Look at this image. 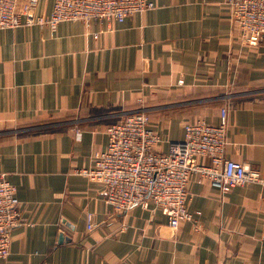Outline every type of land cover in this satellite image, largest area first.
I'll return each instance as SVG.
<instances>
[{
  "label": "crops",
  "instance_id": "0c3cea01",
  "mask_svg": "<svg viewBox=\"0 0 264 264\" xmlns=\"http://www.w3.org/2000/svg\"><path fill=\"white\" fill-rule=\"evenodd\" d=\"M151 1L122 23L0 31V176L17 186L25 221L0 264H264V43L242 42L226 0ZM54 2L39 0L37 15ZM223 107L226 157L263 183L224 194L193 177L188 207L201 231L172 228L153 203L118 214L76 173L128 114H149L165 152L186 123H218Z\"/></svg>",
  "mask_w": 264,
  "mask_h": 264
},
{
  "label": "built area",
  "instance_id": "2783aa9c",
  "mask_svg": "<svg viewBox=\"0 0 264 264\" xmlns=\"http://www.w3.org/2000/svg\"><path fill=\"white\" fill-rule=\"evenodd\" d=\"M38 1L0 0V31L38 24L55 32L66 21H80L88 26L93 22L122 23L127 17L156 6L151 0H55L50 15L42 16L36 13ZM226 4L242 42L264 43V0H226ZM227 131L228 108L223 107L218 123H186L183 139L168 141L167 151H158L156 147L164 139L151 127L149 114L137 111L108 127V144L96 156L94 165L76 173L100 185L118 214L136 205L147 208L153 203L168 216L172 228L190 221L195 230L201 231V213L188 207V187L193 177L207 179L224 194L238 185L263 183L258 169L226 157ZM205 158L210 159L209 164L203 161ZM24 223L17 186L2 174L0 258L10 255L13 229ZM94 227V214L88 213V229Z\"/></svg>",
  "mask_w": 264,
  "mask_h": 264
}]
</instances>
